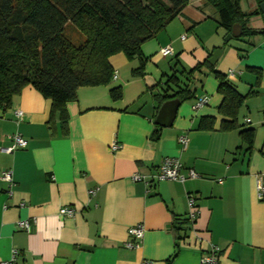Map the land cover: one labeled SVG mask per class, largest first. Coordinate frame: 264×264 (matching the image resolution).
<instances>
[{
	"label": "crops",
	"instance_id": "crops-1",
	"mask_svg": "<svg viewBox=\"0 0 264 264\" xmlns=\"http://www.w3.org/2000/svg\"><path fill=\"white\" fill-rule=\"evenodd\" d=\"M239 7L255 34L225 42L230 33L219 26L212 4L188 0L140 46L142 75L132 73L137 58L111 56V83L78 88L65 105L64 127L57 114L50 118L51 101L31 86L12 98L0 111V174L12 177L11 185L0 179V264H166L171 257L169 264H199L214 250L217 264H264V201L256 193L264 172V12L254 0H240ZM165 47L171 53L163 56ZM219 49L214 70L244 96L234 118L220 112L218 82L203 65ZM173 73L193 99H162L178 89L165 83ZM117 88L121 97L113 100L110 91ZM202 96L207 104L193 110ZM227 123L236 127L222 129ZM245 130L253 132L249 151L239 135ZM16 134L27 146L3 153ZM181 136L188 140L184 150ZM164 158L177 159L183 173L192 169L197 177L148 181ZM134 174L146 181L133 182ZM61 208L73 215L60 216ZM24 220L29 232L17 227ZM138 224L142 239L129 249L127 230Z\"/></svg>",
	"mask_w": 264,
	"mask_h": 264
},
{
	"label": "trees",
	"instance_id": "trees-1",
	"mask_svg": "<svg viewBox=\"0 0 264 264\" xmlns=\"http://www.w3.org/2000/svg\"><path fill=\"white\" fill-rule=\"evenodd\" d=\"M239 1L207 0L217 12L219 26L227 33L238 24L241 37L255 34L246 29L248 16L240 10ZM254 1L259 5L264 2ZM187 3L188 0H0V111L9 108L12 98L23 88L31 86L51 101L50 118L57 114L64 127L65 105L76 99L78 88L111 83V56L122 53L128 61L137 58L139 65L132 73L142 75L146 60L140 46L173 21ZM68 29L74 37L67 35ZM203 65L218 82L217 91L223 97L220 112L234 118L244 96L214 66L208 62ZM203 65L187 71V78ZM165 83L178 89L163 100L183 103L194 98L186 85L179 86L174 73ZM110 96L120 99V89H112ZM235 127L227 123L222 129ZM239 135L249 151L252 130ZM152 137L158 140L157 129Z\"/></svg>",
	"mask_w": 264,
	"mask_h": 264
},
{
	"label": "built area",
	"instance_id": "built-area-1",
	"mask_svg": "<svg viewBox=\"0 0 264 264\" xmlns=\"http://www.w3.org/2000/svg\"><path fill=\"white\" fill-rule=\"evenodd\" d=\"M183 38V37H181ZM171 53L170 47H165L160 49V54L166 56ZM232 75H230L231 77ZM207 97L202 96L194 102L192 108L193 110H197L207 104ZM14 116L16 119L20 120L22 117L21 111H15ZM247 123L249 120L246 121ZM8 139L11 142V145L8 147H4L1 149L3 153L12 154L14 151L18 149H24L27 146V142L20 136V135H12L9 136ZM179 144L181 145L182 149L184 150L187 146L188 140L186 137L181 136L178 139ZM117 145L113 144L111 146V150L115 151L117 149ZM183 168L180 162L174 158H164L159 166L157 167L154 175H152L148 181L151 182H163V181H175L179 183H183L186 180L195 179L197 174L192 169H187L185 173L182 172ZM0 179L9 185L12 183V177L10 171H3L0 174ZM131 180L133 182H141L146 181V177L134 174L131 176ZM97 189L89 191V195L92 197L95 195ZM256 193L257 198L261 201H264V172L257 176L256 178ZM188 207L190 209L188 214V219L194 221L197 217V209L194 207V201L192 197L188 198ZM60 216L71 217L73 215V210L71 208H61L59 210ZM17 227L25 232L30 231V222L27 220L17 222ZM127 235L132 241H129L125 244V246L129 249L136 248L142 239L143 236V227L142 225L138 224L135 226L130 227L127 230ZM216 251V250H214ZM211 253L210 255H205L201 258L199 264H217V257L215 252ZM16 256V251L12 252V259L11 262L14 261V257ZM140 264H151L150 262L143 261Z\"/></svg>",
	"mask_w": 264,
	"mask_h": 264
},
{
	"label": "water",
	"instance_id": "water-1",
	"mask_svg": "<svg viewBox=\"0 0 264 264\" xmlns=\"http://www.w3.org/2000/svg\"><path fill=\"white\" fill-rule=\"evenodd\" d=\"M259 9L261 12H264V2H262L260 5H259ZM240 33H241V27L240 25L236 24V25H233L232 29H231V32L230 34H228L224 41L227 42L229 41L231 38L233 37H239L240 36ZM222 50L219 49V50H215L211 57L208 59V63L211 65V66H214L215 63L217 62V60L219 59V57L221 56L222 54Z\"/></svg>",
	"mask_w": 264,
	"mask_h": 264
},
{
	"label": "rangeland",
	"instance_id": "rangeland-1",
	"mask_svg": "<svg viewBox=\"0 0 264 264\" xmlns=\"http://www.w3.org/2000/svg\"><path fill=\"white\" fill-rule=\"evenodd\" d=\"M66 33L67 35L74 37V33L71 30L68 29Z\"/></svg>",
	"mask_w": 264,
	"mask_h": 264
}]
</instances>
